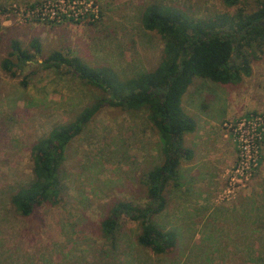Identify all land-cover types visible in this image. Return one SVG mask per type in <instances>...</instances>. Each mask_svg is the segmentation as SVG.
<instances>
[{
    "label": "rangeland",
    "instance_id": "374dc122",
    "mask_svg": "<svg viewBox=\"0 0 264 264\" xmlns=\"http://www.w3.org/2000/svg\"><path fill=\"white\" fill-rule=\"evenodd\" d=\"M76 1L78 17L62 12L58 0H0V264H264V131L241 176L232 131L242 118L264 120V44L244 50L251 73L239 83L195 78L182 96V110L195 122L183 139L190 158L180 162L181 186L169 183L165 190L166 209L152 216L158 228L176 235L166 254L137 242L138 220L119 219L115 250L101 231L114 202H150L145 173L165 158L146 110L104 106L65 151L59 202L43 203L29 216L10 205L11 191L31 181V143L102 95L75 74L46 66L53 51L131 78L154 68L165 46L160 33L142 24L148 4L209 18L238 9L249 13L261 2ZM34 38L42 53L15 67L13 76L2 66L11 41L28 47Z\"/></svg>",
    "mask_w": 264,
    "mask_h": 264
},
{
    "label": "trees",
    "instance_id": "16d2710c",
    "mask_svg": "<svg viewBox=\"0 0 264 264\" xmlns=\"http://www.w3.org/2000/svg\"><path fill=\"white\" fill-rule=\"evenodd\" d=\"M225 7H235L240 0H220ZM252 12L238 9L234 14H216L197 18L182 9L162 2L148 4L142 12L143 26L161 34L165 41L159 63L152 69L131 78H122L110 66H92L79 57L69 58L53 51L45 59L48 67L64 73H73L78 79L98 89L102 95L65 123L55 124L45 136L31 143V181L11 191L10 205L21 216H29L35 207L60 200L63 189L61 167L65 151L104 106L124 111L146 110L158 132L164 161L145 173L150 202L146 206L116 201L101 222V231L110 244L118 246V221L122 216L140 223L137 242L149 247L156 255L166 254L176 246V235L157 227L152 216L167 207L165 190L169 183L180 187L181 159H189V150L183 147L186 134L193 132L195 122L185 114L181 99L195 78L219 84H237L242 75L251 73L250 60L244 50L264 44V0ZM12 51L2 66L17 74L42 53V42L32 39L28 47L14 39ZM13 57L17 61L13 60ZM241 61H237V59Z\"/></svg>",
    "mask_w": 264,
    "mask_h": 264
},
{
    "label": "built area",
    "instance_id": "2783aa9c",
    "mask_svg": "<svg viewBox=\"0 0 264 264\" xmlns=\"http://www.w3.org/2000/svg\"><path fill=\"white\" fill-rule=\"evenodd\" d=\"M56 5L62 12H67V9H69L71 16L74 15L78 17V14L81 13L80 9H78V11L75 10V8L81 5V3L76 0H58ZM44 7H46V5H44ZM86 7H84V10L88 9L90 4ZM60 14L62 13L60 12ZM232 131L239 143V162L235 172L241 176L242 172L247 170V167L243 165L254 161L253 158L256 156L257 144L264 131L263 117L251 115L250 118H242L232 126Z\"/></svg>",
    "mask_w": 264,
    "mask_h": 264
}]
</instances>
